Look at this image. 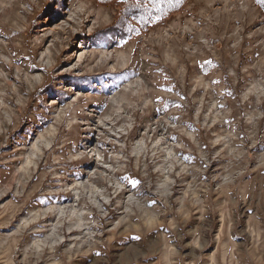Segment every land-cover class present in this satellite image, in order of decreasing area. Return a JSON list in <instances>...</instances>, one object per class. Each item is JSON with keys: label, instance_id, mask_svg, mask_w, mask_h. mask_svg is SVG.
<instances>
[{"label": "rangeland", "instance_id": "374dc122", "mask_svg": "<svg viewBox=\"0 0 264 264\" xmlns=\"http://www.w3.org/2000/svg\"><path fill=\"white\" fill-rule=\"evenodd\" d=\"M132 2L0 0V264H264V10Z\"/></svg>", "mask_w": 264, "mask_h": 264}, {"label": "trees", "instance_id": "16d2710c", "mask_svg": "<svg viewBox=\"0 0 264 264\" xmlns=\"http://www.w3.org/2000/svg\"><path fill=\"white\" fill-rule=\"evenodd\" d=\"M190 0H171L170 2L164 3L163 0H133L132 2V14L133 11L136 14V17L139 13H142L144 8L156 11V6L160 7L161 9L169 10V14H173L184 4ZM257 3L260 4L262 9L264 10V0H257ZM155 6V7H154Z\"/></svg>", "mask_w": 264, "mask_h": 264}, {"label": "bare ground", "instance_id": "6f19581e", "mask_svg": "<svg viewBox=\"0 0 264 264\" xmlns=\"http://www.w3.org/2000/svg\"><path fill=\"white\" fill-rule=\"evenodd\" d=\"M130 42V41H129ZM72 50V49H71ZM63 63L65 64V65H69L70 63H71V60L70 59H64L63 60ZM45 124V123H44ZM44 198V197H43ZM39 199H40V197H39ZM46 199V198H45Z\"/></svg>", "mask_w": 264, "mask_h": 264}]
</instances>
